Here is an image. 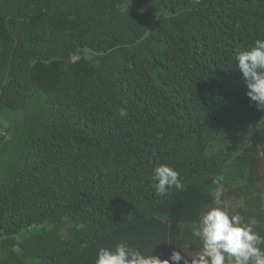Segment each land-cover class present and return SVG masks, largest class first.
Wrapping results in <instances>:
<instances>
[{"label": "trees", "instance_id": "1", "mask_svg": "<svg viewBox=\"0 0 264 264\" xmlns=\"http://www.w3.org/2000/svg\"><path fill=\"white\" fill-rule=\"evenodd\" d=\"M257 39L264 0H0V264L191 257L221 175L264 235V110L235 62ZM160 164L183 191L156 195Z\"/></svg>", "mask_w": 264, "mask_h": 264}, {"label": "clouds", "instance_id": "2", "mask_svg": "<svg viewBox=\"0 0 264 264\" xmlns=\"http://www.w3.org/2000/svg\"><path fill=\"white\" fill-rule=\"evenodd\" d=\"M236 67L242 74L246 96L260 110H264V39H257L246 50L236 56ZM119 115L126 117V107L119 109ZM152 187L158 196H167L175 188L184 190L179 173L167 164L155 167ZM211 192L212 205L201 212L191 228V236L199 241L200 249L189 257L173 250L168 259L145 254L137 247L119 242L114 249L101 247L97 250L94 264H264V235L252 218L245 222L240 212L230 214L226 201L224 177L217 176ZM178 247V246H177ZM179 248V247H178ZM184 253V251H183Z\"/></svg>", "mask_w": 264, "mask_h": 264}, {"label": "rangeland", "instance_id": "3", "mask_svg": "<svg viewBox=\"0 0 264 264\" xmlns=\"http://www.w3.org/2000/svg\"><path fill=\"white\" fill-rule=\"evenodd\" d=\"M1 120H2V119H1ZM9 122H10L9 120H6V121L3 120V121L1 122V125H3V124L5 123V124H4V127H7V124H9Z\"/></svg>", "mask_w": 264, "mask_h": 264}]
</instances>
